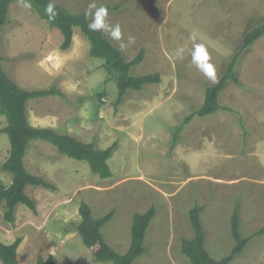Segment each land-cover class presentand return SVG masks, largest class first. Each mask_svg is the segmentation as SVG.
<instances>
[{
  "label": "rangeland",
  "instance_id": "374dc122",
  "mask_svg": "<svg viewBox=\"0 0 264 264\" xmlns=\"http://www.w3.org/2000/svg\"><path fill=\"white\" fill-rule=\"evenodd\" d=\"M53 1L76 13L87 12L92 2ZM95 2L97 7H121L108 10L107 20L121 26L122 39L106 35L118 48L125 45L122 52L128 61L144 50L131 75L159 73L161 83L130 90L117 104V83L104 60L90 55L86 39V46L76 37L73 50H62L61 32L33 8L14 2L0 38L4 70L25 90L54 88L61 94L28 102L31 120H47L46 126L31 125L59 128L55 131L98 149L117 143V150L108 161L113 176L102 179L87 162L62 155L43 140L31 141L25 166L55 189L28 186L37 213L18 205L13 224L4 219L1 203L0 239L8 245L23 239L20 264H36L51 255L58 264H112L96 262L76 231L81 202L90 205L97 219L114 211L102 232L120 254L131 245L134 214L153 206L147 253L134 264H191L181 244L195 236L189 211L198 205L206 247L220 261L235 246L230 223L235 207L243 236L264 227V36L242 53L236 67L241 85L229 82L219 96L220 104L234 112L219 111L184 124L203 105L207 86L214 84L191 64V52L197 43L207 47L218 81L240 50L245 32L264 21V0ZM129 36L134 43H128ZM178 48L184 49L183 58L175 55ZM6 126L0 114V186L12 182V176L1 171L10 152ZM178 127L184 128L174 144ZM231 264H264V234Z\"/></svg>",
  "mask_w": 264,
  "mask_h": 264
},
{
  "label": "trees",
  "instance_id": "16d2710c",
  "mask_svg": "<svg viewBox=\"0 0 264 264\" xmlns=\"http://www.w3.org/2000/svg\"><path fill=\"white\" fill-rule=\"evenodd\" d=\"M17 0H0V38L4 26L8 22L10 6ZM32 8L38 15L49 23L51 28L58 29L62 36V50L71 48L75 30L90 43V55L104 60V68L114 77L118 87L117 104L123 102L130 90L141 91L146 85L161 83L159 73H150L142 76L131 75V69L141 64L144 58L142 49L136 58L128 61L124 53L103 32L90 31L88 24L90 16L85 13H76L62 5L55 3L59 15L50 21L45 14V7L49 0H30ZM107 10L120 9V6H103ZM264 36V21L248 29L242 39L238 53L229 62L225 74L214 84L207 86L203 105L185 119L188 124L195 117H206L219 111L233 109L223 106L219 102L221 92L229 82L241 85L236 67L240 63L242 53L250 48L257 40ZM3 57L0 53V114L6 117L7 126L3 129L10 141L9 157L1 167V171L12 176L9 186H0V204L5 203L4 219L8 223H15L18 205H25L37 213V203L27 193V187H43L54 190L55 186L41 177L31 174L24 163L27 150L33 140H43L55 146L58 152L78 161L87 162L94 174L102 179L113 176L109 166V159L117 150V143L107 149H98L94 143H85L69 134H60L53 129L33 127L28 119L27 104L31 99L44 98L52 95H61L56 89L25 90L21 88L3 68ZM184 127H178L174 133V144L179 142V135ZM201 207L195 205L189 211L191 226L195 236L191 240H183L181 252L191 264H231L237 256L242 254L254 238L264 234V227L253 235L243 236L242 218L240 211L235 207L231 215L232 237L235 246L222 260L212 258L206 247V235L201 220ZM156 208L151 207L145 213H136L131 226V245L125 254L118 253L110 246L103 236V227L111 221L114 211L102 218L93 216L92 208L86 202L79 206L80 223L76 231L81 236L84 245L90 250L96 262H111L112 264H134L135 261L147 253L145 239L147 230L155 217ZM23 239L18 238L12 244H5L0 239V260L3 264H20L18 248ZM36 264H58L51 255L46 259L40 258Z\"/></svg>",
  "mask_w": 264,
  "mask_h": 264
},
{
  "label": "clouds",
  "instance_id": "9594fccd",
  "mask_svg": "<svg viewBox=\"0 0 264 264\" xmlns=\"http://www.w3.org/2000/svg\"><path fill=\"white\" fill-rule=\"evenodd\" d=\"M20 3L24 9H32V4L30 0H20ZM44 11L50 21H54L59 15L53 0H49ZM108 15L109 13L107 8L103 6L97 7L95 0H92V2L89 3L88 11L85 13L86 17H92L91 22L88 24V28L90 31L103 32L105 34H108L111 39L120 41L122 39L121 26L119 24H110L107 20ZM191 38L193 40H196L197 34L193 33ZM134 41V37H128V43H134ZM124 47L125 45L123 43L119 45L121 51L124 50ZM183 52V48H178L175 52V55L178 58H183ZM191 64L194 65L196 69L199 70L201 73H203V75L212 83L217 82V69L214 63L212 62V57L207 47L203 43L195 44L191 52Z\"/></svg>",
  "mask_w": 264,
  "mask_h": 264
},
{
  "label": "crops",
  "instance_id": "0c3cea01",
  "mask_svg": "<svg viewBox=\"0 0 264 264\" xmlns=\"http://www.w3.org/2000/svg\"><path fill=\"white\" fill-rule=\"evenodd\" d=\"M76 37H80V38L82 39L83 46H86V41H85V39H84L82 36H80L78 32H75V34H74V39H73V44H72L71 47H74V44H75V42H76ZM73 49H74V48H70L69 50H73ZM82 50H83V49H82ZM72 53L75 54L74 52H72ZM81 53H82V51L77 52L76 57H79ZM72 56H73V55H72ZM28 119H29L30 124H33V125H35V126H46V125H47V120L43 121V120H39V118H34V119L31 120L29 116H28ZM55 127H59V126L57 125V126H55ZM54 129L57 130V131H59V128H57V129L54 128ZM25 158H26V157H25Z\"/></svg>",
  "mask_w": 264,
  "mask_h": 264
}]
</instances>
